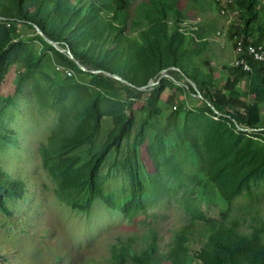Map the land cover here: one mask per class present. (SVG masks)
<instances>
[{
  "label": "rangeland",
  "instance_id": "374dc122",
  "mask_svg": "<svg viewBox=\"0 0 264 264\" xmlns=\"http://www.w3.org/2000/svg\"><path fill=\"white\" fill-rule=\"evenodd\" d=\"M23 9L54 36L68 20L64 36L78 38L83 54L94 50L98 60L105 48L139 87L149 75L163 87L106 92L65 66L75 76L67 79L35 30L17 21L0 73V264H137L153 244L149 264H260L222 233L264 249V171L251 173L264 152V117L257 131L235 128L202 108L188 78L170 76L183 69L224 87L223 66L237 56L234 38L218 31L229 19L230 31L240 25L241 10L222 16L216 0H23ZM254 10L250 29L264 41V0ZM15 13L14 0H0V16ZM9 28L0 22V41ZM174 60L180 68H166ZM237 91L254 103L251 79ZM127 124L128 137L101 163V196L89 211L73 207L91 192L87 164ZM221 141L226 161L211 151Z\"/></svg>",
  "mask_w": 264,
  "mask_h": 264
},
{
  "label": "trees",
  "instance_id": "16d2710c",
  "mask_svg": "<svg viewBox=\"0 0 264 264\" xmlns=\"http://www.w3.org/2000/svg\"><path fill=\"white\" fill-rule=\"evenodd\" d=\"M16 5V13L13 16L4 15L2 19H0V22L8 23L10 28L5 33L3 39L0 41V73L2 70L3 62L6 59V57L9 56L10 53V42L13 38L19 37L20 33H18L17 26L15 25L17 21H23L26 25H28V28L34 29L33 25L37 26L44 34L47 36L50 40L57 42V44L61 48H68L70 52L74 55L75 59H77L82 65L87 67L88 71L85 72L81 70L78 65L75 63L73 59L68 57L65 53H61L57 50H55L52 46L47 44L38 34L36 35V40L39 41L47 50H50L54 53L55 56L59 59L60 63L63 66H68L73 68L79 77L82 75L88 76L90 78L91 83L93 86H95L97 89H102L106 92L114 90L116 88H119L121 90L126 91L127 93L137 92L140 93L137 89V82L130 78L129 76L119 72L116 68L112 67L111 64L108 62L109 59V50H106L105 48L101 49V52L98 60H95L94 58L96 55V51L91 50L90 53L91 56L87 54H83L81 51V45L80 40L78 38H74L69 34L68 37H65L64 35L67 33H70L72 30V23H69V21L64 22V27L62 30V37L60 35L54 36L48 32L46 29L45 24H43L42 21L37 20L35 16L30 15L23 9V0H14ZM257 0H240L237 2L236 5L232 6V10L240 9L241 13L243 14L241 24L237 26L232 27V31L230 32V35L232 38H235L236 36H243L244 41L246 43H249V38L254 37L252 35V31L250 29V24L256 19L257 13L255 12V3ZM239 4V5H238ZM241 14V16H242ZM66 16L63 17L65 19ZM36 32V31H35ZM264 38V25L262 30V35ZM258 42H263L260 37L257 39ZM173 46L172 42H166V47L171 49ZM96 50V49H95ZM104 54V55H103ZM250 64L252 65V72H247L243 70V68L235 67L231 65L223 66L226 71H228L229 76L226 81V84L224 87L217 86H211L209 85L205 80L192 78L189 76L188 73L185 72V70H171L170 76L175 82H180L181 78H179L177 75L182 74L185 78H190L198 88L200 94L202 95L201 103L202 108L206 110L207 112L217 115L216 111L213 109L215 107L217 111H219V115L222 116V118L225 119L228 123H232L234 127H237V124L240 125H246L250 126L253 131L259 130L258 128H254V124H259L261 122L262 118L264 117V63L260 60L255 59L252 57H247ZM207 63V62H205ZM208 65V69L211 70V65ZM169 67H176L180 68L178 62L174 60L171 65H167L166 68ZM68 69V68H66ZM106 71L111 74H117L122 79L130 82L133 86L127 85L121 81H118L114 78H111L109 76H106L104 73H92V71ZM153 75L146 76L143 83H141L140 87H145L149 80H152ZM67 79H72L68 78ZM251 79L253 81L255 92H254V103L249 104L246 103L243 98L239 95L240 92L237 90L239 89L240 85L243 83L244 80ZM136 85V86H135ZM139 87V86H138ZM163 87L162 82L156 86L155 89H161ZM188 92L190 94H194L196 91L194 87L191 84H188ZM142 94V93H140ZM97 125H99L101 121L100 114L95 119ZM130 124L124 125L122 129L118 133H114L111 136V139L113 141L107 142L104 151L97 157L94 158L93 161L89 162L87 164L88 171L85 169L86 176V182L90 186L91 192L86 196L83 203H74L73 207L81 209L83 211H89L90 207L92 206V202L97 197L101 196V190L98 186L97 176L98 172L101 166V163L103 159L106 157V155L109 153V151L114 147H119L121 143L128 137L129 135V129ZM246 127V126H245ZM249 128V127H248ZM222 141L219 142V145L216 146V148L211 149L212 152H215L216 155H220L221 159H224L225 161L228 158H224L226 156V150H224L222 146ZM253 151V150H252ZM256 151L253 152V160L256 158V156H259ZM219 161V160H218ZM74 165V163H73ZM229 164H226L225 162H220V166L224 169L230 168L227 166ZM256 169H252L251 173H256L260 171L261 169L264 171V152L261 154V159H259L256 164ZM72 168V167H71ZM73 170V168H72ZM250 173V174H251ZM63 177V176H62ZM10 185H13L11 183ZM67 189L65 186L60 185V189ZM6 191L7 188H6ZM9 192V191H8ZM0 207L3 209L4 206L1 203V197H0ZM222 242L225 244V242H228L229 244H235L240 245V250H244L245 252H254L255 259L258 260L260 264H264V249H257L256 247L252 246L251 248H247L245 246V243L243 240H241L239 237L232 236L231 233H222ZM212 241H215V247L217 249L221 248L224 250H227L226 245H219L222 242H217L215 239ZM118 244V243H116ZM122 244V243H121ZM115 250V248H114ZM157 252L156 244H153V247L151 249V252H145L142 257L136 258L135 261L137 264H149L151 261V257L154 256ZM204 264H207V262L203 261Z\"/></svg>",
  "mask_w": 264,
  "mask_h": 264
},
{
  "label": "built area",
  "instance_id": "2783aa9c",
  "mask_svg": "<svg viewBox=\"0 0 264 264\" xmlns=\"http://www.w3.org/2000/svg\"><path fill=\"white\" fill-rule=\"evenodd\" d=\"M240 0H216V3L220 6V13L222 16H230L232 6L236 5ZM228 15V16H227ZM232 19H229L226 23V26L218 31V35H227L231 31ZM235 42V52L237 59L233 66L243 68L247 72H252V65L250 64L247 57H254L257 60H260L264 63V43L258 42L254 37L249 38V43L247 44L244 41L243 36H236L234 38ZM56 71L61 72L65 77L72 78L74 76L73 71H69L65 66L57 65L55 67Z\"/></svg>",
  "mask_w": 264,
  "mask_h": 264
},
{
  "label": "water",
  "instance_id": "95a60500",
  "mask_svg": "<svg viewBox=\"0 0 264 264\" xmlns=\"http://www.w3.org/2000/svg\"><path fill=\"white\" fill-rule=\"evenodd\" d=\"M3 17L2 16H0V19H2ZM33 28H34V30L36 31V33L47 43V44H49L50 46H52L55 50H57V51H59V52H61V53H65L68 57H70L71 59H73L74 61H75V63L78 65V67L81 69V70H83V71H85V72H87L88 71V69H86V67L84 66V65H82L77 59H75V57H74V55L70 52V50L68 49V48H61L58 44H57V42H55V41H52V40H50L47 36H45V34L37 27V26H35V25H33ZM173 69H175V68H173ZM92 73H104L106 76H109V77H111V78H114V79H116V80H118V81H121V82H123V83H125V84H127V85H130V86H133L130 82H128V81H126V80H124V79H122L119 75H117V74H111V73H109V72H106V71H101V70H98V71H92ZM166 76H169L167 73H166V70L165 71H163L162 73H161V76H160V78H159V80H161V79H163L164 77H166ZM188 81H189V83L194 87V89H195V93L193 94L194 96H197V97H199V98H203L202 97V95L200 94V92H199V90H198V88L196 87V85H195V83L194 82H192L191 80H189L188 79ZM159 83V81L158 82H154L153 80H150L149 81V83L146 85V87H151V86H153V85H156V84H158ZM134 87V86H133ZM188 87V86H187ZM137 89L138 90H143L144 89V87H137ZM213 109L216 111V113H218V114H220L219 113V111H217V109L215 108V107H213ZM237 127H239L238 125H237ZM241 131H246V130H244V129H241Z\"/></svg>",
  "mask_w": 264,
  "mask_h": 264
},
{
  "label": "crops",
  "instance_id": "0c3cea01",
  "mask_svg": "<svg viewBox=\"0 0 264 264\" xmlns=\"http://www.w3.org/2000/svg\"><path fill=\"white\" fill-rule=\"evenodd\" d=\"M235 48V47H234ZM235 50V49H234Z\"/></svg>",
  "mask_w": 264,
  "mask_h": 264
}]
</instances>
